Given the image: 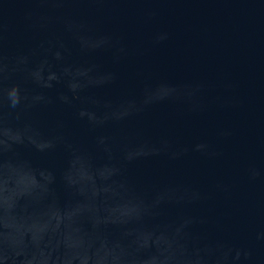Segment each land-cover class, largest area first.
Returning a JSON list of instances; mask_svg holds the SVG:
<instances>
[{"label":"water","instance_id":"water-1","mask_svg":"<svg viewBox=\"0 0 264 264\" xmlns=\"http://www.w3.org/2000/svg\"><path fill=\"white\" fill-rule=\"evenodd\" d=\"M0 264H264V0H0Z\"/></svg>","mask_w":264,"mask_h":264}]
</instances>
